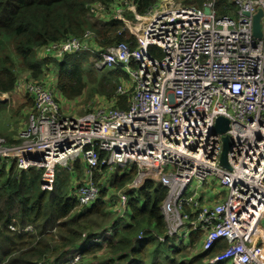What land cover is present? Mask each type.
<instances>
[{
	"label": "built area",
	"instance_id": "1",
	"mask_svg": "<svg viewBox=\"0 0 264 264\" xmlns=\"http://www.w3.org/2000/svg\"><path fill=\"white\" fill-rule=\"evenodd\" d=\"M158 2L145 15L132 2L118 4L117 19L123 21L128 8L134 15L124 29L135 44L122 41L103 48L89 30L83 38L38 49L41 57L57 59L90 53L97 65L127 71L131 86L122 80L117 88L119 95L130 94L127 108L102 104L83 115L69 114L50 87L48 72L42 79L30 78L25 90L33 111L19 142L8 144L0 135V158L20 171L43 169L46 190L53 189L58 166L71 169L83 160L85 177L72 191L81 206L99 197L95 170L136 166L132 188L155 180L167 189L161 242L188 245L196 232L202 253L220 241L227 243L205 264H264V232L259 234L264 218V0H229L232 15H218L216 0L201 8L177 5L176 0ZM260 9L263 36L258 38L253 16ZM152 49H160L162 58ZM219 116L230 120L224 134L215 130ZM226 134L233 140L231 169L220 163ZM212 182L228 195L202 202L203 188ZM130 195H119L123 214ZM81 259L79 248L65 264H80Z\"/></svg>",
	"mask_w": 264,
	"mask_h": 264
},
{
	"label": "trees",
	"instance_id": "2",
	"mask_svg": "<svg viewBox=\"0 0 264 264\" xmlns=\"http://www.w3.org/2000/svg\"><path fill=\"white\" fill-rule=\"evenodd\" d=\"M206 1L195 0V3L202 7ZM114 2L0 0V92H12L22 73L30 72L31 78L42 79L46 72L55 69L57 89L69 101L81 97L93 84L90 98L97 94L108 95L115 105L127 108L130 94L119 95L114 85H107L103 80L104 76H109L120 83L121 79L129 78L124 70L105 69L102 76L96 73L90 53L66 54L62 59L41 57L38 53L43 45L70 37L83 38L89 30L103 48L130 40L135 44V37L124 29L122 20L112 18L104 26L91 21L93 5L101 4L106 10ZM157 2L132 0L142 15ZM216 4L218 15L235 12L229 0H216ZM0 164V264H39L42 261L65 264L79 248H82L80 264H92L101 257L100 253L110 256L107 264H205L207 258L227 247L225 241H220L210 251L202 253L196 247L200 238L196 232L188 245L170 247L167 242H161L159 237L166 233L162 203L167 189L158 181L148 180L137 191L130 192V222L123 223L119 219L121 225H118L117 214L108 210L112 203L105 199L108 191L99 183L96 202L79 211V203L72 193L75 185L70 169L61 172L57 167L53 189L46 190L41 184L43 169L34 167L20 171L16 164L10 163L8 167L9 162L1 158ZM79 167L76 162L73 168ZM136 174V166H132L112 183L123 189ZM112 226L116 227L114 236L104 242L95 240ZM141 232L145 234L143 238L138 236ZM192 248L200 255L189 259Z\"/></svg>",
	"mask_w": 264,
	"mask_h": 264
},
{
	"label": "rangeland",
	"instance_id": "3",
	"mask_svg": "<svg viewBox=\"0 0 264 264\" xmlns=\"http://www.w3.org/2000/svg\"><path fill=\"white\" fill-rule=\"evenodd\" d=\"M157 1V0H155ZM160 3L161 0H158ZM128 2H132V0H115V2L106 9V11H102L99 7V5H93L92 6V16H91V21L93 23H96V25L98 26H104L108 20L112 19V18H116L117 15L116 13L118 12V9L121 7L115 6L116 3L119 4H126ZM176 4L177 5H181V6H190V7H195V8H201L200 6H197L195 3V0H176ZM105 10V9H104ZM129 10V8H128ZM150 10V8L148 9V11ZM130 11V10H129ZM131 22L134 21V15L133 13L131 14V11L128 12L126 11V16L123 19V23L125 22ZM128 30V29H126ZM131 34V33H130ZM157 52V57L158 58H162V52L160 49L156 50ZM92 61V59H91ZM93 62V61H92ZM93 65L96 69V73L98 75H105L106 70L105 69H117V68H104L103 66L97 65L93 62ZM127 73V75L129 76V73L127 71H125ZM22 75V74H21ZM20 75V76H21ZM104 82L107 85H114L116 88H118V85L122 82V80H125V84L130 87L131 86V82L129 80V78H123L121 79L120 83H117L113 78L109 77V76H104L103 77ZM93 84H90L88 89L83 93V95L81 97H79L78 99L75 100V106H76V110H78L77 114L75 115H83L88 113L89 111H91L94 107L102 105V104H106V105H113L115 104L113 101H111V97H108V95H95L93 98L89 97V93L90 90L92 89ZM27 97H29V95L26 94ZM128 96V95H127ZM16 100H19L18 98H15ZM23 102H26V106H33V99H27L25 97L20 99ZM23 108L22 106L19 107L18 103H14L12 102H7V103H0V118H1V123L2 126L6 124L5 129L8 131V134H6V136H12V138H14L17 134V140H18V135L19 133L25 129L27 123H28V117H26L25 115H23ZM1 135V134H0ZM2 137L5 139V136L2 135ZM6 140V139H5ZM16 142H19L20 140H18ZM6 142L8 144H10L7 140ZM76 162H79L80 167L79 169L73 168L74 165L76 164ZM73 164V167L70 169V171H72L73 173V180L72 182L75 184L77 181H81L84 177H85V171H86V165L85 162H83V160H78ZM1 165V164H0ZM11 164H8V167ZM7 167V168H8ZM61 170V172L65 171V168L58 166ZM127 170H122L119 169L117 167H115L114 169H102V170H95L93 172V179L95 181V178H97V186L99 183V186L101 188H104L106 191H108L109 195L108 197H113L112 199L110 198L109 200H111L113 202V204H115V206L120 205V199H119V195H121V193L124 194H130V192L132 191V187L133 182L136 180V176L137 174L133 177V179L128 182L122 189V187H114V183H112V180H115L117 178V176H120L121 174H124ZM138 172V171H137ZM82 175V176H80ZM102 184H106V187ZM211 183L208 185V188L210 187ZM221 189V193H220V199L224 200L226 199L227 195H228V191L226 188H223L220 186ZM214 193H216V188L214 190ZM114 194V195H113ZM85 206H81L78 204V209L79 211L82 210ZM109 210V207H108ZM260 231L259 234H262V232H264V218L262 219L260 225H259ZM165 235V234H164ZM111 236V235H109ZM178 237V236H177ZM261 241V240H260ZM99 243V242H98ZM187 243H189V241H187ZM172 244V242H168V245L170 246ZM170 247H176V246H170ZM82 249V248H80ZM102 253H100L101 256ZM200 255V253L198 252V250L196 248H192L190 250V256L189 259H192L196 256ZM97 261V260H96Z\"/></svg>",
	"mask_w": 264,
	"mask_h": 264
},
{
	"label": "crops",
	"instance_id": "4",
	"mask_svg": "<svg viewBox=\"0 0 264 264\" xmlns=\"http://www.w3.org/2000/svg\"><path fill=\"white\" fill-rule=\"evenodd\" d=\"M107 9V7H106ZM102 11H106V10H102ZM31 73L30 72H25L22 73V75L19 77L18 79V84L16 86V88L10 92V93H1L0 94H4L5 95V99L1 100L0 103H7V102H14V103H18L19 107L22 106L23 108V115H25L26 117H28L30 115V113L33 111V106H26V102L21 101L20 99L25 97L28 99L29 97L26 96V90H25V83L28 79H30ZM48 80H49V84L50 87L54 90L56 97L59 99V101L61 102L63 108L65 109L66 112H68L69 114H77L78 110H76V106H75V100L73 101H69L68 99H66L63 94L57 89V83H58V75L55 69H50L48 71ZM15 98H18L19 100H16ZM31 99V98H29ZM1 121V118H0ZM7 123H5L4 126H2V123L0 122V134L1 136H5V139L9 142V143H17V134L14 138H12V136H6V134H8V131L5 129ZM18 141V140H17ZM84 179V178H83ZM82 179V180H83ZM208 185V184H207ZM204 186L203 188V193L202 194V198L201 201L202 202H206V203H213L215 202L217 199H220V193H221V189H220V185L217 182H212L210 187L208 188V186ZM216 188V193H214V190ZM139 188H132L131 192L137 191ZM114 195V194H113ZM109 195L106 196V200H109L110 198L113 197H108ZM108 197V198H107ZM120 207L119 205L115 206V204H113V202L109 205V210H112V213H116L117 214V224L121 225V223L119 222V219L123 222V223H129L130 222V215H131V211L127 210V212H125V214H123L120 211ZM116 232V227H110L108 229V231L102 233L103 237L100 238H95L100 240L99 242H104L106 239H110L107 237H111L114 236ZM106 233V235H105ZM101 235V236H102ZM111 235V236H109ZM108 258H110V256L108 255H103V253L101 254V257H99L97 259V261H92V264H107V260ZM102 259V260H101Z\"/></svg>",
	"mask_w": 264,
	"mask_h": 264
},
{
	"label": "water",
	"instance_id": "5",
	"mask_svg": "<svg viewBox=\"0 0 264 264\" xmlns=\"http://www.w3.org/2000/svg\"><path fill=\"white\" fill-rule=\"evenodd\" d=\"M205 12L210 13L211 9L209 7H205ZM248 14V13H246ZM263 15V11L260 9L257 14L253 16L254 21V34L256 37L261 38L263 36V24L261 22V17ZM230 120L225 116H219L217 118L215 130L218 133L224 134L229 129ZM233 145V140L230 135L226 134L223 136V151L220 158V163L222 166L231 169V166L228 161V154Z\"/></svg>",
	"mask_w": 264,
	"mask_h": 264
},
{
	"label": "bare ground",
	"instance_id": "6",
	"mask_svg": "<svg viewBox=\"0 0 264 264\" xmlns=\"http://www.w3.org/2000/svg\"><path fill=\"white\" fill-rule=\"evenodd\" d=\"M156 25H157V24H156ZM156 25H155V26H156Z\"/></svg>",
	"mask_w": 264,
	"mask_h": 264
}]
</instances>
